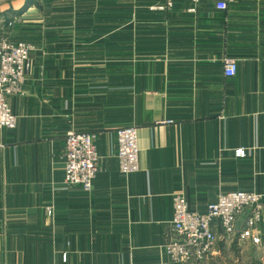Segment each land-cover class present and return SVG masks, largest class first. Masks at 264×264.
Returning <instances> with one entry per match:
<instances>
[{"label":"crops","instance_id":"crops-1","mask_svg":"<svg viewBox=\"0 0 264 264\" xmlns=\"http://www.w3.org/2000/svg\"><path fill=\"white\" fill-rule=\"evenodd\" d=\"M54 1L10 20L20 25L11 34L0 29L34 46L23 91L9 99L17 126L0 130V264H264V215L259 244L219 238L201 262L163 251L175 193L200 213L229 191L264 203V0L224 11L209 1ZM122 126L138 128L140 168L127 176ZM71 129L96 134L88 192L65 185Z\"/></svg>","mask_w":264,"mask_h":264},{"label":"built area","instance_id":"built-area-1","mask_svg":"<svg viewBox=\"0 0 264 264\" xmlns=\"http://www.w3.org/2000/svg\"><path fill=\"white\" fill-rule=\"evenodd\" d=\"M171 6L173 0H166ZM194 5L202 1L213 3L217 10L224 11L234 0H191ZM34 46L28 42H13L8 37L0 40V130L14 129L17 116L13 112L9 99L23 91L26 79V63ZM237 62L227 60L224 74L233 77L237 73ZM95 133L69 130L65 136V185H79L85 191H91L99 170ZM117 154L120 172L127 176L140 168L138 128L122 126L116 130ZM3 145L0 143V148ZM235 156L244 158L247 150L238 147ZM247 216L244 226L237 229L238 217ZM47 215L54 216L53 207L47 208ZM263 194L257 191H229L220 193L216 202L210 203L204 213L191 209L186 195L182 192L173 196V219L171 221L174 239L163 246L166 255L176 262L194 260L201 262L214 252L213 247L219 238L231 239L237 233L243 241L261 243L259 224L263 221ZM218 229L221 234H218ZM62 258L67 260V253Z\"/></svg>","mask_w":264,"mask_h":264},{"label":"rangeland","instance_id":"rangeland-1","mask_svg":"<svg viewBox=\"0 0 264 264\" xmlns=\"http://www.w3.org/2000/svg\"><path fill=\"white\" fill-rule=\"evenodd\" d=\"M18 0H0V29L2 31H6L9 34H11L13 27H18L20 26L17 22L15 23V26H10V20L15 19L16 17H18L19 15L22 14V12H26L29 9L33 8V11H35V15L39 13V8L40 6L45 7L44 9L47 10L49 8V2L50 0H30V1H34L36 4L34 5H30L27 2H25V4L18 10L14 9V4L17 3ZM26 1V0H25ZM56 1H51V4H54ZM5 4L10 5L9 8H3V10L1 9V7ZM47 5V6H46ZM25 24V23H23ZM7 34L1 35L0 36V40L3 37H8ZM9 38V37H8Z\"/></svg>","mask_w":264,"mask_h":264},{"label":"trees","instance_id":"trees-1","mask_svg":"<svg viewBox=\"0 0 264 264\" xmlns=\"http://www.w3.org/2000/svg\"><path fill=\"white\" fill-rule=\"evenodd\" d=\"M25 2H29L28 4H30V5H34V4H36L34 1H30V0H26Z\"/></svg>","mask_w":264,"mask_h":264}]
</instances>
